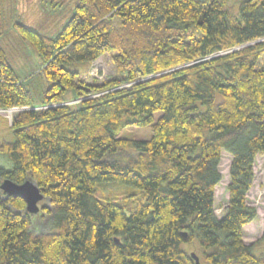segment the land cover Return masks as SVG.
Listing matches in <instances>:
<instances>
[{"label": "trees", "instance_id": "obj_1", "mask_svg": "<svg viewBox=\"0 0 264 264\" xmlns=\"http://www.w3.org/2000/svg\"><path fill=\"white\" fill-rule=\"evenodd\" d=\"M4 5L0 108L30 110L0 145L13 165L0 178L32 179L52 209L50 231L36 235L24 200L2 191L0 264H196L190 243L201 264H264L243 235L258 218L248 195L264 155V0H244L235 18L222 0H76L55 37L14 23L42 59L26 78L2 42ZM110 52L120 78L84 83L80 68ZM69 92L84 100L57 106ZM131 126H150L152 138H119ZM114 182L140 200H99L97 186Z\"/></svg>", "mask_w": 264, "mask_h": 264}, {"label": "rangeland", "instance_id": "obj_2", "mask_svg": "<svg viewBox=\"0 0 264 264\" xmlns=\"http://www.w3.org/2000/svg\"><path fill=\"white\" fill-rule=\"evenodd\" d=\"M225 3V9L230 16L234 18L238 15L240 6L244 0H222ZM5 19L1 25H4L3 45L10 57V63L20 78H26L29 75L40 70L42 59L37 52L14 31V23H22L32 29L47 35L55 37L62 27L70 20L74 14V5L76 0H4ZM256 43V42H255ZM254 43V44H255ZM248 46V45H246ZM245 47V46H244ZM241 47L240 49H242ZM116 53L110 52L93 62L88 67H82L83 74L81 80L87 84L101 85L110 80L120 78L118 67L115 62ZM264 66V55L261 59ZM130 87V84H123L117 89ZM104 93L100 94L103 95ZM98 97V95L90 96ZM65 103L56 104L57 106H78L84 99H74L73 93L69 92ZM51 107V106H49ZM29 108H0V145L6 141L14 139L12 123L14 118ZM161 113L155 115L156 119ZM153 136L151 127H127L120 134L119 138L129 140H150ZM232 157L224 152L220 170L223 174V181L216 188V214L222 218L226 212L229 200L228 185L230 184V166ZM12 162L8 155L0 153V168L11 170ZM256 179L254 186L249 192L248 200L251 207L256 208L258 218L256 221L248 224L244 228V241L247 245H252L254 252L264 254V155L257 158L255 167ZM0 178V182L2 183ZM2 190L0 189V194ZM142 191L138 188L130 187L121 183H102L97 186L96 197L101 201L126 202L138 201ZM41 208L37 214H32V232L36 235L50 231L51 215L43 212V207L50 208L49 199L39 203ZM25 215V212H22ZM189 253H201L199 245L190 243L185 245ZM201 259V258H200ZM202 262V261H201Z\"/></svg>", "mask_w": 264, "mask_h": 264}, {"label": "water", "instance_id": "obj_3", "mask_svg": "<svg viewBox=\"0 0 264 264\" xmlns=\"http://www.w3.org/2000/svg\"><path fill=\"white\" fill-rule=\"evenodd\" d=\"M0 189L7 196H13L24 200L26 203V211L29 214H37L41 209L39 203L45 200V195L42 190L32 179H29L22 184L6 179L2 181ZM184 235L187 237L186 233ZM191 256L196 264H201L200 257L196 253H192Z\"/></svg>", "mask_w": 264, "mask_h": 264}]
</instances>
